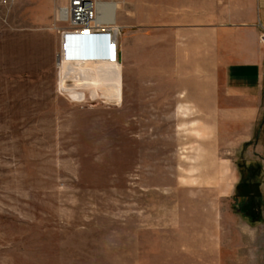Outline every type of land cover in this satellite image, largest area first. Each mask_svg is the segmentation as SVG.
Wrapping results in <instances>:
<instances>
[{"label":"rangeland","instance_id":"obj_1","mask_svg":"<svg viewBox=\"0 0 264 264\" xmlns=\"http://www.w3.org/2000/svg\"><path fill=\"white\" fill-rule=\"evenodd\" d=\"M66 4L0 1V264H264L258 166L178 90L58 66Z\"/></svg>","mask_w":264,"mask_h":264},{"label":"crops","instance_id":"obj_2","mask_svg":"<svg viewBox=\"0 0 264 264\" xmlns=\"http://www.w3.org/2000/svg\"><path fill=\"white\" fill-rule=\"evenodd\" d=\"M118 1L122 86L178 90L179 109L202 112L259 167L249 183L264 202V0Z\"/></svg>","mask_w":264,"mask_h":264},{"label":"built area","instance_id":"obj_3","mask_svg":"<svg viewBox=\"0 0 264 264\" xmlns=\"http://www.w3.org/2000/svg\"><path fill=\"white\" fill-rule=\"evenodd\" d=\"M3 3L10 0H0ZM98 0H67L65 7L66 19L69 31L64 35L87 38L96 35L107 37L105 45V57L103 60L109 63H118L120 50L116 41V35H113L111 27L105 22H98L99 16L96 3ZM259 41L264 43V31L259 36ZM61 53L66 51V43L61 45ZM61 55L63 58L64 56ZM60 60V58H59ZM58 60V62H59Z\"/></svg>","mask_w":264,"mask_h":264},{"label":"bare ground","instance_id":"obj_4","mask_svg":"<svg viewBox=\"0 0 264 264\" xmlns=\"http://www.w3.org/2000/svg\"><path fill=\"white\" fill-rule=\"evenodd\" d=\"M97 6V11H98V22H105L106 24H114L115 21V12L117 9V4L115 3H109V4H105V3H101V2H97L96 3ZM59 17L61 18V20H65L66 19V13H65V8H62L59 12ZM111 31L113 33V35H116L117 31L114 28H111ZM74 62V63H82L85 64L88 68V72L90 74H111L112 70L111 68L114 67L117 63H109L103 59H89V60H85V59H76V60H65L64 58L60 57V60L58 62V66H60L61 64L67 63V62Z\"/></svg>","mask_w":264,"mask_h":264},{"label":"trees","instance_id":"obj_5","mask_svg":"<svg viewBox=\"0 0 264 264\" xmlns=\"http://www.w3.org/2000/svg\"><path fill=\"white\" fill-rule=\"evenodd\" d=\"M107 37L96 35L87 38L68 36L66 38V59L96 58L103 59L101 54ZM256 170H259L257 167Z\"/></svg>","mask_w":264,"mask_h":264}]
</instances>
